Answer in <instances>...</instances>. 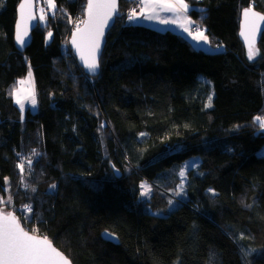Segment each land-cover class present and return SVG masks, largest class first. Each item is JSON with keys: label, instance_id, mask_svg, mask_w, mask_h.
I'll use <instances>...</instances> for the list:
<instances>
[{"label": "trees", "instance_id": "obj_1", "mask_svg": "<svg viewBox=\"0 0 264 264\" xmlns=\"http://www.w3.org/2000/svg\"><path fill=\"white\" fill-rule=\"evenodd\" d=\"M20 1L0 0L7 212L73 264H264V128L255 119H264V29L253 59L239 38L243 10L264 15V0H184L213 52L117 16L97 77L69 43L87 0H54L57 11L40 21L24 52L14 38ZM131 5L120 0V11ZM29 71L36 106L22 111L14 91ZM197 155L201 164L177 202L170 191L178 180L169 174ZM143 182L153 185L150 199L142 198Z\"/></svg>", "mask_w": 264, "mask_h": 264}, {"label": "snow or ice", "instance_id": "obj_2", "mask_svg": "<svg viewBox=\"0 0 264 264\" xmlns=\"http://www.w3.org/2000/svg\"><path fill=\"white\" fill-rule=\"evenodd\" d=\"M151 10L146 16L147 19L155 18L156 8H162L166 11H184L189 10L188 4L184 0H177L176 3L169 2V0H149ZM48 4L51 8L55 9L53 0H48ZM146 8L149 4L144 5ZM28 9L27 17L25 15V9ZM118 3L117 0H88L87 12L88 19L81 21L85 24L83 31L77 25V36L73 37L71 43L76 46L77 52L80 53V58L84 62L85 67L92 73L100 67L98 53L101 45V38L103 36V30L108 25V21L112 19V16L117 12ZM43 13L44 9H40ZM55 14V13H53ZM245 29L242 33L245 39L248 40V57L253 59L256 55V50L253 47L252 37L255 36L258 31V24L260 21H264V15L257 13L252 7H248L242 12ZM19 18L20 24L18 25V32L16 34V40L19 46L25 45V37L28 34V21L36 19L32 12V0H24L19 6ZM129 20L137 19L136 9H133L129 14ZM46 16L41 14L37 20V23L32 27H39L40 21H45ZM161 23H168L163 20ZM189 24H194V21L189 20ZM185 32L189 35H193L189 28H184ZM206 29L196 27L194 39L202 40L205 43L208 42V37L204 34ZM49 39L52 37V32L47 33ZM31 83L32 73H28ZM20 84H24L25 81H20ZM22 89H15L16 103L20 106L21 110L24 109V103L20 97ZM31 99L33 107L36 105L34 90L29 92L28 97ZM209 106H211L209 104ZM259 122V126L264 128V119L261 117L255 118ZM31 165V160L28 161ZM21 171L24 170V164L18 165ZM119 170H117L118 172ZM181 177L185 176V172L179 173ZM56 185H51V188H55ZM141 195L147 196L151 192V186L147 184H141ZM183 188V185H181ZM27 211H32L31 206H26ZM111 238V234L106 233ZM0 264H70V261L46 238H41L35 233L29 234L20 224L18 218L11 212H3L0 210Z\"/></svg>", "mask_w": 264, "mask_h": 264}, {"label": "water", "instance_id": "obj_3", "mask_svg": "<svg viewBox=\"0 0 264 264\" xmlns=\"http://www.w3.org/2000/svg\"><path fill=\"white\" fill-rule=\"evenodd\" d=\"M21 3H24V0H21L18 7H17V20H16V23H15V35H14V38H15V45H16V48L20 51V52H24L32 43V40H33V32L34 30L37 28V27H32V25L36 24L37 23V20H38V14H37V3H36V0H32V12L34 14V16L36 17V19H32V20H29L28 21V34L27 36L25 37V45L23 47L19 46L17 40H16V34L18 32V25L20 24V18H19V6ZM87 3H88V0H87ZM117 3H118V9H117V12L112 16V19L108 21V25L107 27L104 28L103 30V36L101 38V45H100V49H99V53H98V59H99V64H100V67L95 71V73H92L90 72L84 65V62L81 60L80 58V53L77 52L76 50V46L73 45L71 43V40L73 39V37L77 36V28L74 29L71 33V37L69 39V43H70V47L73 51V54L75 55L80 67L85 71V73L87 75H89L90 77H97L100 72H101V59H102V55H103V52H104V49H105V46H106V43H107V37H108V34L110 32V30L113 28L114 24H115V21H116V17L119 13V10H120V0H117ZM27 12H28V9L26 8L25 9V15L27 17ZM259 13V12H257ZM261 14V13H260ZM263 15V14H262ZM88 19V12H87V4H86V10H85V14H84V19L83 21H86ZM79 28L81 29V31L84 30L85 28V24L82 23ZM264 29V21H260L259 24H258V31L256 32L255 36L252 37V43H253V47L255 48L260 39H261V35H262V31ZM246 31L245 29V23H244V19H243V15H242V22H241V28H240V32H239V38L240 40L242 41V43L248 48V40L245 39V36L242 35V33H244ZM115 173L118 177L121 176V174L119 172H117V170H115ZM1 210V209H0ZM4 212V211H3ZM7 213V212H5ZM13 215H15L18 220L20 221L18 215L15 213V212H11ZM21 224V222H20ZM21 226L23 227V225L21 224ZM24 228V227H23ZM25 229V228H24ZM26 230V229H25ZM27 231V230H26ZM106 233L108 232H103L102 233V237L107 240V241H110V242H113L115 244H118L119 243V240L116 236L114 235H111V238L109 235H106ZM29 234H32L29 232ZM110 234V233H108ZM39 236V235H37ZM41 238H44V236H39ZM48 239V238H47ZM49 240V239H48ZM50 241V240H49ZM53 245L54 248H56L57 251L61 252L69 261H70V264H73L72 261L60 250L58 249L52 241H50Z\"/></svg>", "mask_w": 264, "mask_h": 264}, {"label": "rangeland", "instance_id": "obj_4", "mask_svg": "<svg viewBox=\"0 0 264 264\" xmlns=\"http://www.w3.org/2000/svg\"><path fill=\"white\" fill-rule=\"evenodd\" d=\"M53 2H54V0H53ZM41 4H40V8H39V16L41 15V14H43V15H45L46 16V19H47V14L48 13H51V12H56L57 11V6H56V3L54 2V4H55V9H53V8H51L50 6H49V4H48V0H41V2H40ZM40 9H44V12L43 13H41L40 12ZM143 13V12H142ZM84 14H85V12H84ZM123 14V11H120L119 10V13H118V15L117 16H121ZM142 15V14H141ZM143 17V16H142ZM145 17V16H144ZM78 20H79V18H78ZM76 21L77 23L79 22V21ZM46 21V20H45ZM45 21H41V23L44 25V23H45ZM132 21H134V20H128V22H132ZM76 23V24H77ZM145 26H149V25H145ZM201 28V27H200ZM202 29H204V28H202ZM158 30H171L170 28H164L163 26H160V29H158ZM175 32V31H174ZM191 32H192V30H191ZM193 33V32H192ZM206 36H207V34H206V31H205V33H204ZM195 35V33H193V35L192 36H194ZM185 37V36H184ZM208 37V36H207ZM186 38V37H185ZM188 39V38H187ZM208 40H209V38H208ZM209 43H210V48H211V51L213 52V51H216L218 48H216L215 46H214V44H212L211 42H210V40H209ZM198 48H201V47H198ZM31 73H32V77H31V83H29L28 82V80H29V77L27 76L25 79H23V81H25V83L24 84H20L19 83V85H18V87L17 88H19V89H22V91L20 92V97H21V99H22V101H23V103H24V108H27V107H29V108H31V109H34L35 107H33L32 106V104H31V99L30 98H25V97H28V94H29V92H31V91H33L34 90V93L36 94V90H35V83H34V77H33V72L31 71ZM22 81V80H21ZM14 99H15V101H16V93H15V91H14ZM36 99V98H35ZM36 106V105H35ZM258 154L259 155H264V147L258 152ZM201 160H202V158H201V156L200 155H197V156H193V157H191V158H189L188 160H186L178 169H176L175 170V172H172V174L170 173L169 174V177L171 176L172 178H173V180L175 179V177H174V175H176V178H177V180H178V184L175 186L176 188H175V192H173V191H170V192H172V196H175L174 198L177 200V202H180V199L181 200H184L183 198H184V196H186L187 195V192H186V185H187V182H188V172L191 170V169H194V168H196V167H198L200 164H201ZM21 163H23L24 164V167H25V165L27 164V161H26V159L24 158L23 159V161L21 162ZM20 163V164H21ZM181 171H184L185 172V176L184 177H181L180 175H179V173L181 172ZM172 180V181H173ZM142 184H147V185H149V186H151V192L147 195V196H143L142 195V198L143 199H150L151 198V196L153 195V185H151L150 183H148V182H143ZM181 185H183V188H181ZM13 202V197L11 196V195H7V196H5V197H3V198H1L0 197V209L2 210V211H4V212H7V207L6 206H3V205H11V203ZM177 202H175V204H177ZM174 202H172V208L174 207V205L175 204H173ZM21 209H22V207L21 208H19V212L20 213H23V212H21ZM24 210L26 211V214L25 213H23V214H25L26 215V217H27V219H29L30 220V218L32 217V211L29 213L28 211H27V209H26V207L24 208ZM11 212H13V211H11Z\"/></svg>", "mask_w": 264, "mask_h": 264}, {"label": "crops", "instance_id": "obj_5", "mask_svg": "<svg viewBox=\"0 0 264 264\" xmlns=\"http://www.w3.org/2000/svg\"><path fill=\"white\" fill-rule=\"evenodd\" d=\"M169 2L176 3L177 0H169ZM185 2V1H184ZM186 3V2H185ZM143 4H149V7L146 8L144 6L143 9V17H137L135 19V23L139 24H144V25H149L150 27H154L156 29H160V26H163L164 28H170L172 31H175L186 38H188L195 47H201L200 49H203L208 52H212L209 43V40L207 43H205L202 40L194 39V36L189 35L188 32L184 31V28L187 27L189 28V31L193 30V27L196 25L194 24H189L188 21H194L190 14L189 10L187 12L184 11H166L162 8H156L155 11V18L153 19H147L146 16L149 14L151 10V5L149 3V0H143ZM187 4V3H186ZM189 8V6H188ZM145 16V17H144ZM166 20L168 23H161V21ZM195 22V21H194Z\"/></svg>", "mask_w": 264, "mask_h": 264}, {"label": "built area", "instance_id": "obj_6", "mask_svg": "<svg viewBox=\"0 0 264 264\" xmlns=\"http://www.w3.org/2000/svg\"><path fill=\"white\" fill-rule=\"evenodd\" d=\"M131 1H132L131 7L128 10H126L125 12H123V14L121 15L122 17L125 18V21H127V22L129 20V18H128L129 14L131 13V11L133 9H136L137 16H140L142 14V12H143V9H144L143 8L144 7L143 0H131ZM201 28L206 29L205 26L201 27ZM195 29H196V27H193V30H192L193 33H195Z\"/></svg>", "mask_w": 264, "mask_h": 264}]
</instances>
